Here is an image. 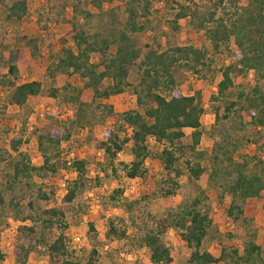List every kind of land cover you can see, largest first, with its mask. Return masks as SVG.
<instances>
[{"label":"trees","instance_id":"1","mask_svg":"<svg viewBox=\"0 0 264 264\" xmlns=\"http://www.w3.org/2000/svg\"><path fill=\"white\" fill-rule=\"evenodd\" d=\"M78 2L81 0H77ZM118 3L103 10L104 2ZM173 13L170 23L174 26L178 20L187 19L196 30L203 31L205 40L214 53H223L229 49L232 40L233 61L220 68L221 78L216 82V92L209 97L208 110L214 115L212 131L214 138L210 158L212 167L208 177L218 192V197L230 196L226 209L227 215L235 222L244 223V204L248 199H257L264 195V158L253 153L241 156L235 161L233 155L241 145L251 143L241 135L247 126L264 128V0H167ZM97 13L83 11L77 4L73 6L71 21V39L74 45L63 46L53 62L46 68L49 80V93L55 97L58 93L69 91L73 99V88L64 76L77 74L85 79L84 87L92 90L94 96L108 98L111 95H123L128 88L136 97L138 109L121 108L115 114V125L107 127L99 146L110 158H115L125 144L130 145L131 159L121 163L124 174L129 178L145 179L148 168L147 158H156L162 167L159 193L142 191V199L167 197L174 195L179 186L181 174L180 162L184 159L189 172L198 177L203 168L198 161L191 164L187 159V148L194 149L199 144L202 129L201 116L206 111L198 92L184 94L175 78L177 69H186L199 78H206L212 68L213 58L204 43H176L161 46L155 36L152 44L141 42L140 35L148 27L151 15L150 0H91ZM124 7L123 16L117 15L116 9ZM0 9L7 20H22L27 12V0H0ZM106 19L101 30L89 32L88 25L93 16ZM81 18V22L78 19ZM37 39L28 38L26 44L33 56L37 50ZM113 47V48H112ZM97 53L99 60L91 61V54ZM133 66L138 69L139 79L131 83L128 79ZM253 71V80L246 91L241 84L235 83L232 73L246 76ZM18 66L15 57L0 58V86L7 91L6 104L25 106L31 96L41 92L39 80L18 81ZM111 83L103 90L99 84L104 78ZM232 89V91H231ZM105 105V104H104ZM1 107L4 109L5 104ZM108 113L113 114L111 106ZM249 120L245 121L242 114ZM24 125V123H23ZM189 128L191 142H183L185 129ZM129 129L121 135V130ZM255 139L257 149L264 153V132ZM37 145L42 153V163L34 165L28 153L20 148L23 136L8 138L9 144L0 147V164L5 162L9 171L5 173L6 185L11 188L20 185L36 191V198L48 197L42 184L33 183L36 175H49L55 165L49 152L50 147H57L63 137L58 130H37ZM9 146V148H8ZM159 146V147H158ZM158 147L157 149H154ZM247 159H252L257 167L254 173L246 172ZM69 164L75 172L70 181L63 202L70 203L85 185V161L73 159ZM32 186H34L32 188ZM0 189V203H3ZM120 192V189L115 190ZM203 192L189 202L173 205L163 217L152 218L153 229L143 235L144 246L149 264H171L172 257L168 246L161 241V235L168 228L178 231L184 244L191 250L190 264H213L225 257L243 264H264V246L255 242L254 235L245 239L242 253L237 249L226 252L224 248L218 256L202 249V241L207 236L211 220L200 207ZM7 208L18 213V203L8 201ZM38 221L46 230L58 226L60 232L47 243L50 260L55 264H95V248H91L86 260L73 257L69 241L63 233L67 227L65 213L52 206L38 216ZM92 229V224H90ZM34 231L32 227H28ZM109 229L116 234L110 222ZM123 232H120L122 235ZM30 248L20 243L14 254L17 264H26ZM1 257V256H0Z\"/></svg>","mask_w":264,"mask_h":264},{"label":"rangeland","instance_id":"2","mask_svg":"<svg viewBox=\"0 0 264 264\" xmlns=\"http://www.w3.org/2000/svg\"><path fill=\"white\" fill-rule=\"evenodd\" d=\"M117 3L104 2L103 10L110 6L115 8ZM74 4L83 11L98 12L91 0H27L28 12L20 21L7 20L5 13L0 9V58L15 57L18 81L39 80L42 83L41 92L29 97L22 108L6 104L7 91L0 86V147L9 144L10 137L23 136L20 148L28 153L34 165H39L43 157L37 145V130L59 129L63 134L60 144L49 148L55 165L54 172L33 177V183L42 184L46 190V199L36 198L34 186L30 189L28 186L17 185L13 189L6 185L5 173L9 169L5 162L0 164V189L3 191V203H0V264H17L14 250L20 243L30 248L26 264H55L48 255L47 243L58 235L60 229L56 226L48 231L38 221L42 210L52 206L62 209L65 213L67 227L63 233L69 241L74 258L86 260L91 248H95V264H149L141 238L150 229L155 228L152 218L163 217L173 209V205L189 202L199 196V192H203L200 207L207 212L211 220L209 232L202 241V249L215 256L220 254L222 248L226 252L232 248L237 249L241 254L248 232L254 235L256 243L264 246V195L246 200L245 222H235L226 213L230 196L219 198L208 177L212 167L210 154L214 143L209 131H212L214 115L207 106L210 95L216 92V82L221 78L220 68L233 61L232 53L235 47L232 40L227 51L214 53L205 40L203 31L194 29L187 19H180L172 26L170 21L173 13L167 0H150L151 15L148 17L147 29L140 35L142 43L152 44L153 36L163 47L176 43H204L214 61L212 68L206 73V78H199L186 69L175 71V78L182 92H198L206 108L200 118L202 135L199 144L194 149L187 148V159L191 164L198 161L203 172L194 177L182 158L176 193L167 197L142 199V191L159 193L160 179L163 178L159 160L146 159L149 176L145 179L129 178L124 174L121 163L131 159L130 145L125 144L113 159L99 146V142L104 138V130L115 125V113L119 109H138L136 97L131 89L128 88L123 95L101 98L94 96L91 89L84 87L85 79L72 74L64 77L76 88L73 99L68 90L62 94L58 93L55 97L49 93V80L45 74L47 66L53 62L63 44L74 48L71 39ZM116 13L123 16L124 7L117 8ZM104 15L91 18L88 25L90 33L104 28ZM81 20L79 18L78 22ZM28 38L38 40L35 56L26 44ZM98 60L99 55L92 53L91 61ZM253 74L250 70L246 76L232 73L231 77L247 91ZM128 79L133 84L138 81L136 66L131 68ZM110 83V78H104L99 84V89L103 90ZM2 104H5L4 109ZM105 106H111L115 112L108 113ZM242 116L245 121L249 120L244 113ZM129 132V129H124L120 134ZM184 132L183 142L190 145L191 130L185 129ZM262 132L264 128L249 125L241 132L242 136L251 139V143L243 144L235 151V161H241L243 155L250 158L253 153L264 158V153L257 149L255 141L258 133ZM73 159L85 161L86 181L83 189L68 203L62 201V196L75 177V172L69 164ZM247 163L248 173H254L260 168L252 159H247ZM117 189H120V192H115ZM10 199L18 203V213L13 208H7L11 206L8 204ZM110 222L116 229V234L110 231ZM28 227H32L34 231H30ZM160 237L170 250L171 264H190L191 250L184 244L177 230L168 228ZM213 264L243 263H236L230 257H225Z\"/></svg>","mask_w":264,"mask_h":264},{"label":"built area","instance_id":"3","mask_svg":"<svg viewBox=\"0 0 264 264\" xmlns=\"http://www.w3.org/2000/svg\"><path fill=\"white\" fill-rule=\"evenodd\" d=\"M64 184H62V186H63Z\"/></svg>","mask_w":264,"mask_h":264},{"label":"crops","instance_id":"4","mask_svg":"<svg viewBox=\"0 0 264 264\" xmlns=\"http://www.w3.org/2000/svg\"><path fill=\"white\" fill-rule=\"evenodd\" d=\"M187 129H189V128H187Z\"/></svg>","mask_w":264,"mask_h":264}]
</instances>
